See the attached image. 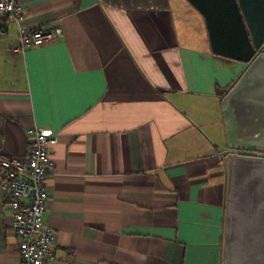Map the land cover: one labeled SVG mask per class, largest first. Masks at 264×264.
<instances>
[{"label":"crops","instance_id":"1","mask_svg":"<svg viewBox=\"0 0 264 264\" xmlns=\"http://www.w3.org/2000/svg\"><path fill=\"white\" fill-rule=\"evenodd\" d=\"M0 36V161L48 148L47 264H222L227 169L221 100L246 66L212 54L187 0H21ZM0 195V264H19Z\"/></svg>","mask_w":264,"mask_h":264},{"label":"water","instance_id":"2","mask_svg":"<svg viewBox=\"0 0 264 264\" xmlns=\"http://www.w3.org/2000/svg\"><path fill=\"white\" fill-rule=\"evenodd\" d=\"M213 55L246 68L221 100L227 169L222 264H264V0H187Z\"/></svg>","mask_w":264,"mask_h":264},{"label":"built area","instance_id":"3","mask_svg":"<svg viewBox=\"0 0 264 264\" xmlns=\"http://www.w3.org/2000/svg\"><path fill=\"white\" fill-rule=\"evenodd\" d=\"M22 16L21 0H0V36L12 24L17 25L19 51L60 39L62 30L56 21L48 26H25L20 24ZM26 135L31 139L27 157L0 161V195L11 212L9 228L17 240L19 264H47L54 259L55 240L42 222L48 197L45 178L53 170L48 148L57 138L39 127L29 129Z\"/></svg>","mask_w":264,"mask_h":264},{"label":"flooded vegetation","instance_id":"4","mask_svg":"<svg viewBox=\"0 0 264 264\" xmlns=\"http://www.w3.org/2000/svg\"><path fill=\"white\" fill-rule=\"evenodd\" d=\"M247 155H252V156H261V157H264V152H260V151H255V152H252V153H245Z\"/></svg>","mask_w":264,"mask_h":264}]
</instances>
